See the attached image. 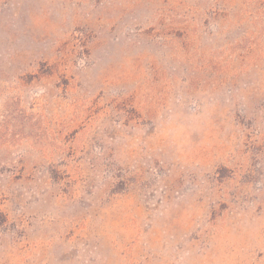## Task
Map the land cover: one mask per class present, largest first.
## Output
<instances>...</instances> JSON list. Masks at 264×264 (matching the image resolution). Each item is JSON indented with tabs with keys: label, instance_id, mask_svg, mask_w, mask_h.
<instances>
[{
	"label": "rangeland",
	"instance_id": "rangeland-1",
	"mask_svg": "<svg viewBox=\"0 0 264 264\" xmlns=\"http://www.w3.org/2000/svg\"><path fill=\"white\" fill-rule=\"evenodd\" d=\"M0 264H264V0H0Z\"/></svg>",
	"mask_w": 264,
	"mask_h": 264
}]
</instances>
